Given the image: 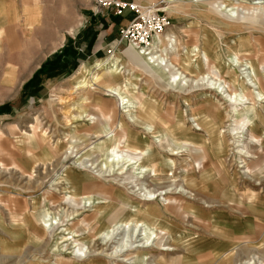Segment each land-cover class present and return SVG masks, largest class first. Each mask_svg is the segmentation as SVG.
<instances>
[{
  "label": "rangeland",
  "instance_id": "rangeland-1",
  "mask_svg": "<svg viewBox=\"0 0 264 264\" xmlns=\"http://www.w3.org/2000/svg\"><path fill=\"white\" fill-rule=\"evenodd\" d=\"M7 1L19 9L5 12L0 0V264H264V99L257 102L262 126L251 133L237 116L250 102L235 106L216 91L219 84L210 88L220 79L182 62L186 51L197 59V45L233 63L242 41L261 63L264 8H236L230 16L217 8L220 0L141 2L170 19L161 46L149 47L174 62L170 75L181 74L170 86L124 56L130 46L121 28L132 11L102 12L90 0H37L26 28L22 7L34 0ZM15 31L22 51L9 47L19 48ZM67 44L75 56L59 59ZM116 56L121 74L109 80ZM49 61V68L64 65L34 75ZM240 63L233 65L247 81ZM126 78L137 82L139 96L126 90ZM123 99L145 101L138 122L124 112ZM199 113L204 119L196 126L191 119ZM123 119L132 149L115 141ZM158 123L174 128L160 141L147 129ZM148 149L141 164L151 169L141 174L128 154ZM141 219L166 225L165 237L144 233L136 225Z\"/></svg>",
  "mask_w": 264,
  "mask_h": 264
},
{
  "label": "bare ground",
  "instance_id": "bare-ground-1",
  "mask_svg": "<svg viewBox=\"0 0 264 264\" xmlns=\"http://www.w3.org/2000/svg\"><path fill=\"white\" fill-rule=\"evenodd\" d=\"M215 4H216L217 8H219L223 12L229 10V12H231L229 14L230 16H232L234 14L236 8H243L246 11H248L249 9H252L253 12H257L261 8H264V3L257 2V0H222V1L220 0L219 2H216ZM216 13H218V12H216ZM243 18L248 19L246 16H244ZM254 18H257V17H254ZM253 23L259 24V22L257 20H255V22H253ZM7 28H8V26H7ZM161 35H162V33L158 34L156 41H153L147 47L137 46L133 42L128 43L130 47L124 52V56L127 57L132 62H134V65L137 66L140 70L144 71L145 73L152 74L153 76L157 77L161 81H163L164 79H167V84L170 86L171 85L173 86L174 84L177 85L178 79H179V81H181L180 80L181 74L179 75L178 73L177 74L172 73L170 75L172 66H174L173 65L174 62L173 63L171 61L169 62L165 55L156 54V53H154V51L149 49L150 46L151 47L153 45L155 46V43H158V46L159 45L161 46V44H160V41H161L160 36ZM174 42H175L174 38L173 39L170 37L168 38V48H170L172 51L175 52L177 48L174 47ZM237 47H238V49H236V51L234 53H232V51H231V53H232L231 55H233L231 57V60H235V62H241V63L244 62V64L242 63L243 64L242 65L243 66V73L247 75V78H249L247 81L244 80L243 77H241V75L239 73L240 70L237 71L238 69H236V67H234L233 63L235 64V62L232 63L229 60L227 61V59H225L220 52L217 54L218 55L217 57H212V56H210L211 54H209V52L207 50L203 49L205 47L200 48L199 46L196 45L194 51L192 50V53L195 52L196 55L198 56L196 60H193L190 57V55H188V51H186V58L183 59L182 62L188 69L193 68L195 71H198L201 75L203 74V76L206 75V73H204V70H203L204 68H206L207 69L206 72L208 73L207 75L212 74L214 77H217L218 79H220L219 83L217 81H211V83H209L210 88L213 89L216 87V85L219 84L218 87L215 88V89H217L216 91L217 92L220 91L219 92L220 94H222L223 96L228 98V100L234 102L235 106L242 105V104H244V102H250L251 105L247 106L245 108V110L240 111L239 109H237V116H238V121L241 122V124H240L241 127H244V128L248 127L250 129L251 133H254L255 130L260 129V121H259L260 117L258 114L257 102L259 103L260 100L262 101L264 99V91L262 90L264 87V60H261V63H260V61L259 62L253 61L251 59V57L248 56V53H249V51H247L248 48L243 45L242 41L240 42L239 45H237ZM168 48H165L164 50L167 51ZM242 52H246V55H243ZM189 54H190V52H189ZM228 55L230 56V54H228ZM262 59H264V58H262ZM240 60H242V61H240ZM118 63H119V56H116L115 59L113 60L112 65L110 66V69H108V71H107L108 75L110 77L109 80L115 79V78L119 77V75L121 74V69L119 68ZM241 63H240V65H241ZM82 67H84V66H82ZM221 75H224V76H221ZM131 79L132 78H126L125 81L123 82V85L126 88V90L129 91V93H132L133 95H135L136 91H137V89H136L137 82L136 81L134 82ZM221 80H224L222 82L225 83L228 86V88L230 89L229 93L227 92L228 89L226 90V88L223 86V84L220 83ZM178 85H180V84H178ZM115 90L116 89H113V91L112 90L111 91L115 92ZM232 95H234V96H232ZM135 96H139V95H135ZM122 101H123L124 112H128V113L132 114L134 116L132 118L133 120L138 117L137 116L138 113H140V114L146 113V109H145L146 104L144 102H142V100H139L138 104H134V103H132L126 99H123ZM135 107L137 108V110L132 113V110H134ZM167 112H168L167 113L168 116H173L174 114H171V113L172 112L174 113V108L172 110L171 109L168 110ZM135 113H137V114H135ZM156 113H157V111H156ZM112 114L113 113L109 112V113L102 115V117L104 118V120L105 119L109 120V119H111ZM152 114H153L154 119L156 120L158 118L157 115L155 113H152ZM179 115L182 116V114H179ZM199 115H200V113L194 115V117L197 118V116H199ZM92 119H94V117H92ZM193 119L195 120V118H193ZM124 123H125L124 121H121V123L119 124L120 132H123L121 135V139H119V140L116 139L115 141H117L116 143H118L117 144L118 146H119L120 142L121 143L124 142V147L130 149L129 146L127 145L128 142L126 141L127 140V131H126V127H125ZM109 124H111V122ZM196 126H200V125L196 123ZM198 128H200V127H198ZM147 129L159 141L163 139V137L166 135V131L168 130V129H164L161 125H159L157 127L148 125ZM105 130H108V128H106ZM104 132H107V131H104ZM115 149L117 150L119 148L116 146ZM116 150L113 152L114 153L113 155L115 156V158L121 157V154H118ZM149 150L150 149H148L147 151L144 150L143 152H140V154L136 153L135 155L128 154L127 162L129 164L134 165V168L136 169V171L140 172L141 174H143L144 171L151 169L150 167L149 168L146 166L144 167L141 164L142 159L144 157H148V151ZM125 151L127 153H129L127 150H125ZM153 164H156V163H153ZM153 197H155V195L148 192L146 199L152 200ZM133 212L136 213L137 210L134 208ZM132 216H134V214H132ZM122 223H124L127 226H130L131 225L130 223H133V221H131L130 219H124L122 221ZM136 225H139V226L142 225L144 227L143 228L144 233H147L148 235H151V236L155 235L157 237L158 235H161L162 237H165V235L167 233V231L165 230V228L163 226L160 227L157 225L156 227H152L144 219H141L140 221H138L136 223ZM139 226H137V227H139Z\"/></svg>",
  "mask_w": 264,
  "mask_h": 264
},
{
  "label": "built area",
  "instance_id": "built-area-1",
  "mask_svg": "<svg viewBox=\"0 0 264 264\" xmlns=\"http://www.w3.org/2000/svg\"><path fill=\"white\" fill-rule=\"evenodd\" d=\"M93 7L106 13L122 14L126 9L133 16L121 28V36L137 46L147 47L156 41L157 35L163 33L170 24V19L154 4L144 5L136 0H90Z\"/></svg>",
  "mask_w": 264,
  "mask_h": 264
},
{
  "label": "crops",
  "instance_id": "crops-1",
  "mask_svg": "<svg viewBox=\"0 0 264 264\" xmlns=\"http://www.w3.org/2000/svg\"><path fill=\"white\" fill-rule=\"evenodd\" d=\"M5 2V5H4V8H2L5 12L7 11V8H18V7H14V6H12V7H10L12 4H9L10 6L8 7V1L7 0H4ZM137 1H139V2H150V1H152V0H137ZM27 8V9H26ZM28 8H34L33 10H31V9H28ZM35 8H38V1L37 0H34L33 1V3H27V4H23V7H22V15L24 16V20H25V25H27V27L26 28H28L29 26V21L30 20H32V18L30 19V17H28V16H33L34 14H37L38 13V11L37 10H35ZM19 9V8H18ZM3 11V12H4ZM20 12V11H19ZM20 18H19V20L21 19V13H20V16H19ZM30 19V20H29ZM8 21H9V23H7V25H9V27H11V28H14L15 30H16V27H17V22L14 20V19H8ZM12 21V22H11ZM10 23H12V24H10ZM18 23H19V21H18ZM11 37L12 38H14L13 40H12V43H14V44H17V42H14V40H15V37H16V39H17V41L19 42V48H16V47H14V48H12L11 46L12 45H10V43H9V47H10V49L11 50H13V49H18L19 51H22V43H21V41H20V39H19V37H18V35H17V33H16V31H15V34H14V36L13 35H11ZM53 44H54V41H53ZM128 46V45H127ZM126 46V47H127ZM248 49H250V48H248ZM259 62V61H258ZM142 102H144L145 103V101L142 99ZM146 104V103H145ZM174 108V107H173ZM177 114H178V119H180V122H182V123H184V121H185V119L181 116V115H179V114H184L183 112H181V111H178L177 110ZM214 113L212 112V114L210 115L213 119H215L216 118V113L213 115ZM138 116V115H137ZM181 116V117H180ZM263 116V115H262ZM201 115L200 116H197V118L196 117H193V118H195V120L192 118L191 120L192 121H194V123L196 124H199V121H200V119H201ZM203 118V117H202ZM204 119V118H203ZM202 119V120H203ZM262 119H263V117H260V119H259V121H260V128H261V123H262ZM138 120V117L137 118H135L134 119V122H138L137 121ZM122 121H124L125 123H124V125H125V127H126V121L125 120H122ZM161 122V124H162V121H160ZM161 124H157V125H150V126H154V127H157V126H159V125H161ZM263 125H264V123H262ZM148 126V125H147ZM161 126H163V125H161ZM164 128V127H163ZM165 129H168V128H165ZM169 131H170V133L172 132L173 133V131H174V128H169L168 129ZM168 133V131H166V134ZM169 135V134H168ZM120 137H121V135H120ZM119 139H121V138H119ZM119 139H117V140H119ZM173 139V138H172ZM127 142H128V146H129V148L130 149H132V148H134V146H132L131 144H130V140H129V133L127 132V140H126ZM125 141V142H126ZM126 148V147H125ZM154 174L156 175V173L154 172ZM147 201H152V200H148L147 199ZM160 224V225H159ZM158 226H163L164 228H165V230L167 231L168 230V227L166 226V225H162L161 223H158Z\"/></svg>",
  "mask_w": 264,
  "mask_h": 264
},
{
  "label": "trees",
  "instance_id": "trees-1",
  "mask_svg": "<svg viewBox=\"0 0 264 264\" xmlns=\"http://www.w3.org/2000/svg\"><path fill=\"white\" fill-rule=\"evenodd\" d=\"M75 52H76V51L74 50V48L72 47V45H71V44H67V45H65V46L63 47V49L61 50V53L59 54V59H60L61 56H65V57L69 60L70 57L75 56ZM59 59H58V60H59ZM49 64H50V61L47 62V63H43V64L40 66V68L37 69V70L35 71V74H34V75H36V74H38V73H40V72H42V71H47L46 69L49 68ZM50 65H51V64H50ZM61 65H64V63H58V62H57V64L53 65V67H50L49 69H50V70H51V69H56V68L60 67ZM25 85H26V84H25Z\"/></svg>",
  "mask_w": 264,
  "mask_h": 264
}]
</instances>
